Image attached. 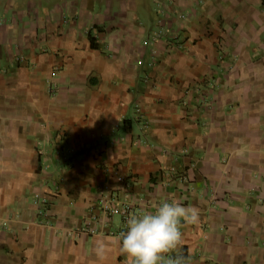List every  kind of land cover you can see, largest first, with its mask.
<instances>
[{
    "label": "crops",
    "instance_id": "crops-1",
    "mask_svg": "<svg viewBox=\"0 0 264 264\" xmlns=\"http://www.w3.org/2000/svg\"><path fill=\"white\" fill-rule=\"evenodd\" d=\"M111 195L264 264V0H0V264H131Z\"/></svg>",
    "mask_w": 264,
    "mask_h": 264
},
{
    "label": "clouds",
    "instance_id": "clouds-1",
    "mask_svg": "<svg viewBox=\"0 0 264 264\" xmlns=\"http://www.w3.org/2000/svg\"><path fill=\"white\" fill-rule=\"evenodd\" d=\"M200 212L178 200H161L152 210L126 217L120 233L121 251L131 264H159L161 254L176 247L182 238V224L199 222Z\"/></svg>",
    "mask_w": 264,
    "mask_h": 264
},
{
    "label": "built area",
    "instance_id": "built-area-1",
    "mask_svg": "<svg viewBox=\"0 0 264 264\" xmlns=\"http://www.w3.org/2000/svg\"><path fill=\"white\" fill-rule=\"evenodd\" d=\"M100 208L101 211L103 213H105L106 215H108L109 217H112L114 214H121L123 217V225L125 228V220L126 217L136 213L135 209L132 206V203H123V202H119L118 198L116 195H111L110 197H102L101 198V204H100ZM92 219H97V217L95 216ZM88 228V227H87ZM85 230V229H83ZM108 232L110 234H114V235H118L120 236L121 231L120 230H110L108 229Z\"/></svg>",
    "mask_w": 264,
    "mask_h": 264
}]
</instances>
